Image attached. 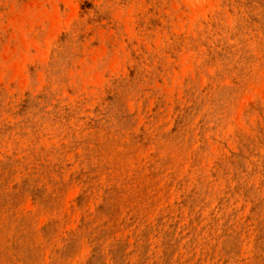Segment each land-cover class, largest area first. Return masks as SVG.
<instances>
[{"label": "rangeland", "instance_id": "obj_1", "mask_svg": "<svg viewBox=\"0 0 264 264\" xmlns=\"http://www.w3.org/2000/svg\"><path fill=\"white\" fill-rule=\"evenodd\" d=\"M0 264H264V0H0Z\"/></svg>", "mask_w": 264, "mask_h": 264}]
</instances>
